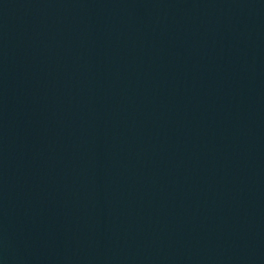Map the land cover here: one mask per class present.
<instances>
[{
  "label": "water",
  "instance_id": "1",
  "mask_svg": "<svg viewBox=\"0 0 264 264\" xmlns=\"http://www.w3.org/2000/svg\"><path fill=\"white\" fill-rule=\"evenodd\" d=\"M0 264H264V0H0Z\"/></svg>",
  "mask_w": 264,
  "mask_h": 264
}]
</instances>
